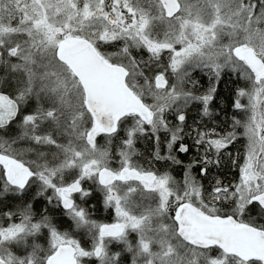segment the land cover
<instances>
[{
    "label": "snow or ice",
    "instance_id": "6c2138e0",
    "mask_svg": "<svg viewBox=\"0 0 264 264\" xmlns=\"http://www.w3.org/2000/svg\"><path fill=\"white\" fill-rule=\"evenodd\" d=\"M0 264H264V0H0Z\"/></svg>",
    "mask_w": 264,
    "mask_h": 264
},
{
    "label": "flooded vegetation",
    "instance_id": "af4514ba",
    "mask_svg": "<svg viewBox=\"0 0 264 264\" xmlns=\"http://www.w3.org/2000/svg\"><path fill=\"white\" fill-rule=\"evenodd\" d=\"M207 119V118H205ZM100 135H103V134H100ZM139 143V150H140V153L141 155L138 156V160L141 162V163H144L146 160H147V145L145 142H138ZM193 152H195V149H193ZM140 157V159H139ZM156 167H159V164H156ZM234 170V169H233ZM176 173L173 172V175H175ZM38 199H41L43 200V198H38ZM91 204V202H90ZM43 207V203L41 205ZM100 212L97 213L95 212V210H92V218L93 219H103L105 222H111V217L108 215V211L106 209L103 208V205H100ZM114 215V213H113ZM65 219L69 220L70 217H64ZM69 222H71L69 220ZM64 230V229H62ZM77 231L78 233L82 232V230H76V229H73V231ZM78 238H81L79 235H78ZM42 243H45V241H42Z\"/></svg>",
    "mask_w": 264,
    "mask_h": 264
},
{
    "label": "trees",
    "instance_id": "16d2710c",
    "mask_svg": "<svg viewBox=\"0 0 264 264\" xmlns=\"http://www.w3.org/2000/svg\"><path fill=\"white\" fill-rule=\"evenodd\" d=\"M194 78L198 79L202 84H206V82H207V78L203 74H201L199 71H196ZM236 80H237L236 75L225 72L223 78L221 79V81L218 85V92L220 93L221 98L226 97L228 95V88H229L230 84H226V81L234 82ZM217 103H219V99L217 100ZM229 109H230V105H229ZM230 171L235 172L236 169H234V170L230 169Z\"/></svg>",
    "mask_w": 264,
    "mask_h": 264
},
{
    "label": "rangeland",
    "instance_id": "374dc122",
    "mask_svg": "<svg viewBox=\"0 0 264 264\" xmlns=\"http://www.w3.org/2000/svg\"><path fill=\"white\" fill-rule=\"evenodd\" d=\"M110 51H111V49H110ZM197 71H199V70H197ZM225 72H228V73H230L228 70H225ZM201 74H203V73H201ZM206 77V76H205ZM207 78V77H206ZM136 147L139 149V143L137 142V144H136ZM29 158H33V156L32 155H30L29 156ZM136 159H138V157H136ZM139 159H140V157H139ZM69 220H70V218H69ZM75 231V230H74ZM78 238V237H77ZM41 243H42V241H40ZM45 243H46V241H45ZM110 247H111V245H110Z\"/></svg>",
    "mask_w": 264,
    "mask_h": 264
}]
</instances>
